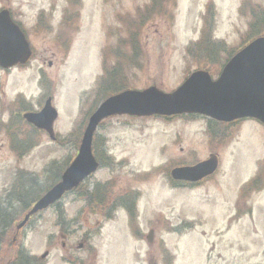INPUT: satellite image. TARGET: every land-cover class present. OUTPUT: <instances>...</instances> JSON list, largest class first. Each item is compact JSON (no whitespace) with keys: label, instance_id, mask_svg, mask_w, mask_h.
I'll use <instances>...</instances> for the list:
<instances>
[{"label":"rangeland","instance_id":"374dc122","mask_svg":"<svg viewBox=\"0 0 264 264\" xmlns=\"http://www.w3.org/2000/svg\"><path fill=\"white\" fill-rule=\"evenodd\" d=\"M11 7L33 57L24 67L0 69V198L21 176L36 178L37 192L49 189L52 164L75 159L88 117L109 96L100 90L103 73L121 74L120 91L171 92L198 69L217 77L232 50L249 40L257 12L264 16V0H12ZM49 98L59 113L56 142L22 119ZM208 125L204 118L107 121L98 131L103 168L60 203L65 228L53 207L17 236L27 211L3 203L12 222L0 224L8 229L0 264L21 253L37 264H151L153 256L160 264H264V181L251 196L239 193L264 168V127L239 124L220 146ZM18 145L27 151L20 154ZM211 155L222 160L211 180L186 185L171 177ZM103 185V204L85 205L81 195ZM129 193L138 198L134 222L123 209Z\"/></svg>","mask_w":264,"mask_h":264},{"label":"water","instance_id":"95a60500","mask_svg":"<svg viewBox=\"0 0 264 264\" xmlns=\"http://www.w3.org/2000/svg\"><path fill=\"white\" fill-rule=\"evenodd\" d=\"M31 55L25 35L5 15H0V65L6 69L24 65ZM193 114L221 123L253 118L264 124V37L254 40L237 53L217 81L201 71L194 73L171 94L150 88L142 92L126 91L105 101L90 118L79 155L62 181L34 206L19 229L33 215L58 202L65 193L77 188L98 170L92 146L94 135L105 119L116 115L173 117ZM57 118L58 113L52 107L51 99L40 113L25 115L30 124L46 131L52 140H55L53 126ZM217 169V157L212 156L194 167L173 170L172 177L178 181L197 183L213 175Z\"/></svg>","mask_w":264,"mask_h":264},{"label":"trees","instance_id":"16d2710c","mask_svg":"<svg viewBox=\"0 0 264 264\" xmlns=\"http://www.w3.org/2000/svg\"><path fill=\"white\" fill-rule=\"evenodd\" d=\"M261 11L264 12V8H259ZM256 24L252 26V29L248 35V39L250 38H256L258 36H261L264 34V26H259L261 25V19L263 20L264 23V16H261V14L259 12H257L256 14ZM142 17V16H141ZM143 18H146L145 15ZM260 19V21H259ZM212 45H218V50L220 49V43H215ZM193 48V47H192ZM192 48L189 49V53L192 54ZM217 48V46H216ZM207 50V49H204ZM208 51H212L214 52V49L212 47L208 48ZM106 65V64H105ZM114 72L111 73H105L104 76L102 77V83L100 82V90H102L103 88V94H113V93H118L120 92V90L126 86V83L122 84V80H119V78L121 77V74L118 73V75H113ZM86 120V117L85 119ZM85 124V123H84ZM83 124V125H84ZM235 127H238L237 125H224V124H220L218 122L215 121H211L210 125H209V132L211 135V140L214 143H220V146H224L227 144V142L231 139V137L233 136V129ZM99 140L96 138L95 140V150H96V155L98 158L103 159V154L102 151L100 149V145H99ZM66 166L64 165H58L56 166V164H53L51 166L50 169V173H51V182L52 185L56 184L60 179L61 176L64 172V168ZM51 185V186H52ZM38 187V180L34 177L32 178H28L27 176H21L18 178V183L16 184V186L14 187V191L11 192L10 195H8V198L6 200V202L4 203H9V209L13 210L14 206L17 204L19 207L24 209V212H26L27 210H29V208L36 202V200H38L46 191V188H40L39 192L36 191V188ZM84 186L80 187L77 192H79ZM257 188V187H256ZM36 192V196H34ZM107 191L105 192V189L103 186H98L94 188L92 193H83L81 196L82 198H84V196H88L87 200L88 202L90 201H94L99 203L100 205L103 204L105 196H106ZM13 196L15 197V199H13ZM86 200V199H84ZM11 201V202H10ZM13 202V203H12ZM57 214L59 217V222H61V224L63 226H65V215L63 210H61V205L58 204L57 205ZM132 206V205H131ZM15 209V208H14ZM131 214H134L133 210L130 209ZM12 219V217H11ZM7 220V212L4 210V204H0V224L6 223L8 225L11 224L12 220ZM7 227V226H5ZM5 227L0 228V242L3 240V236L5 235V232H7L8 229H6ZM28 256V255H27ZM25 255L19 254L20 259L13 261L11 264H37L36 263V259L34 257H27Z\"/></svg>","mask_w":264,"mask_h":264},{"label":"flooded vegetation","instance_id":"af4514ba","mask_svg":"<svg viewBox=\"0 0 264 264\" xmlns=\"http://www.w3.org/2000/svg\"><path fill=\"white\" fill-rule=\"evenodd\" d=\"M6 3H3L2 7L0 8V15H5L7 18H9L10 20H12V22L17 26V27H20V29L22 31L25 32V28H24V25L23 23L17 19L14 15V12H13V9L11 7V4H12V0H5ZM4 71V70H2ZM4 72H7V71H4ZM0 112H2V109L0 108ZM22 121L20 120L19 124H21ZM1 142H4L3 140H0V144H2V146L4 145L3 143ZM24 144V143H23ZM18 151L19 153H23L24 152V149H23V145H18ZM21 232L17 233L16 235H20ZM16 242V240H15ZM154 258H150L149 260L151 261V264H160L158 263L157 259L155 256H153ZM162 264V263H161Z\"/></svg>","mask_w":264,"mask_h":264}]
</instances>
